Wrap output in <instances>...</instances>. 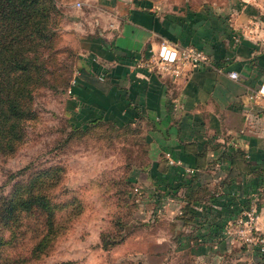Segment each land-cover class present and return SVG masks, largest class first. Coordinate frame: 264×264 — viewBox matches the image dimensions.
<instances>
[{
  "label": "crops",
  "instance_id": "0c3cea01",
  "mask_svg": "<svg viewBox=\"0 0 264 264\" xmlns=\"http://www.w3.org/2000/svg\"><path fill=\"white\" fill-rule=\"evenodd\" d=\"M263 2L55 0L80 32L65 101L71 124L140 128L148 161L135 178L145 189L139 197L160 202L159 212L166 203L176 247L203 264H221V250L240 247L223 227L247 206L264 234V98L250 99L264 82ZM163 40L208 60L179 65V75L147 67ZM247 255L264 264L255 250Z\"/></svg>",
  "mask_w": 264,
  "mask_h": 264
},
{
  "label": "rangeland",
  "instance_id": "374dc122",
  "mask_svg": "<svg viewBox=\"0 0 264 264\" xmlns=\"http://www.w3.org/2000/svg\"><path fill=\"white\" fill-rule=\"evenodd\" d=\"M259 13L263 24L258 29L264 32V9ZM52 23L57 34L51 50L55 73L49 85L34 91V117L25 122L22 143L11 154L0 153V196L36 171L60 168L58 182L45 190L58 206V233L51 247L29 264H203L176 247V227L171 226L175 218L165 211L166 203L159 212L160 202L154 198L136 201L131 196L135 185L145 192L135 179L148 161L140 128L103 122L84 130L72 126L65 101L78 71L80 32L60 9ZM25 224L27 236L16 237V242L9 240L11 230L0 228L8 241L0 246L2 264L7 255H29L37 232L32 229L39 222L28 217ZM107 237L115 241L104 246ZM241 244L221 250L220 263L259 264Z\"/></svg>",
  "mask_w": 264,
  "mask_h": 264
},
{
  "label": "trees",
  "instance_id": "16d2710c",
  "mask_svg": "<svg viewBox=\"0 0 264 264\" xmlns=\"http://www.w3.org/2000/svg\"><path fill=\"white\" fill-rule=\"evenodd\" d=\"M58 13L59 8L55 0H0V153L2 154L13 153L22 143L25 137V122L34 117L32 109L34 91L49 85L55 73L51 50L57 34L52 22ZM60 79L63 82L67 78ZM56 81L54 80L55 86ZM95 123L98 122L89 125ZM89 125L77 127L72 124L73 127L82 130ZM59 171L58 167L36 171L25 182H16L9 194L0 196V228L11 230L10 242L15 241L16 237L27 236L29 226L25 224V220L28 217H34L39 222L38 227L32 229L37 232L29 255L16 253L7 255L3 264H29L30 260L44 254L51 247L58 233L55 214V208L58 209V206L50 202L45 190L58 182ZM137 189L135 185L131 192V196H134L136 201L139 198ZM183 215L184 212L179 218L184 219ZM112 239L107 237L103 245H111L115 241ZM5 242L8 241L0 235V246ZM260 259H264V254L260 255Z\"/></svg>",
  "mask_w": 264,
  "mask_h": 264
},
{
  "label": "built area",
  "instance_id": "2783aa9c",
  "mask_svg": "<svg viewBox=\"0 0 264 264\" xmlns=\"http://www.w3.org/2000/svg\"><path fill=\"white\" fill-rule=\"evenodd\" d=\"M76 6L80 3L76 2ZM208 60L207 56L194 47L177 48L173 43L163 40L160 42L156 53L151 58L150 62L145 64L147 67L156 66L162 70L169 71L173 75H179L180 66L191 65L199 66ZM228 76L232 79H237L238 74L234 71H229ZM74 85V79L71 87ZM71 87L68 94L71 93ZM264 98V82H261L256 91L250 95L255 103L260 102ZM169 164L175 163L174 160L167 155ZM187 173H192L190 168L186 169ZM259 213L254 206L244 208L237 218L229 220L223 227V234L239 240L250 250H255L259 255L264 254V234L259 230Z\"/></svg>",
  "mask_w": 264,
  "mask_h": 264
},
{
  "label": "water",
  "instance_id": "95a60500",
  "mask_svg": "<svg viewBox=\"0 0 264 264\" xmlns=\"http://www.w3.org/2000/svg\"><path fill=\"white\" fill-rule=\"evenodd\" d=\"M256 107H258V106H256Z\"/></svg>",
  "mask_w": 264,
  "mask_h": 264
}]
</instances>
